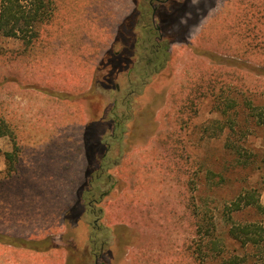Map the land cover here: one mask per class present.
Returning <instances> with one entry per match:
<instances>
[{
	"label": "rangeland",
	"instance_id": "374dc122",
	"mask_svg": "<svg viewBox=\"0 0 264 264\" xmlns=\"http://www.w3.org/2000/svg\"><path fill=\"white\" fill-rule=\"evenodd\" d=\"M124 1L80 0L77 2L78 5L72 6L73 9L75 6L77 8L76 15L72 17L69 11H65L63 21H60L64 25L60 26V35L57 39L44 38L39 43H34L32 45L34 53L32 52L33 54L28 59L19 55V52H23L25 48L19 39L5 38L0 35V51L7 53L6 57H0V63H5L4 67L0 65V85H2V74L7 78H12L20 71L24 72V63L30 62L31 64L29 59L37 54L38 58L43 57L41 59L43 65L41 62H39L41 66L34 65L36 66L35 72H37L34 77L44 76L45 71L41 72L39 68H44V66L50 68L51 65L60 67L61 65L67 71L61 72L59 76L66 78L67 86L76 85L77 82L78 85H83L81 98L93 85L96 86V90L101 89L99 82L103 81L104 75L98 68V60L104 57L103 60H106L105 52L110 46L109 41L116 31H121L123 28V19L130 11L123 4ZM221 2L222 0H189L176 9L170 17L174 19L181 11H184V13L181 12L183 16L176 19L175 26H164L163 28L165 33L188 28L190 36L189 40L183 43L172 44L174 70L167 75L152 76L151 84L147 86L137 101L138 104L151 103L157 92H163L167 97L169 96L167 101H158L159 104L153 107L151 129L147 126L148 130L150 129L149 132L139 134L138 138L141 140L136 142L138 148H135L127 158L128 168L125 172L129 174L125 179V184L119 189H113L118 196L109 195L100 204L104 216L99 220V224H107L111 232L114 226H119L131 233L130 243L123 248L125 252L123 257H120V248L117 247V255L112 262L109 261L107 264H196L197 249L195 248L198 239L194 224L197 218L189 208L190 200L197 208L206 207L211 210L214 228L210 234L221 240L214 245L215 249L201 248L202 253L206 252L212 257L211 260L207 259L209 261L205 262L219 264L223 260L222 250H228L232 254H243L238 245L227 237L226 230L229 223L223 216L222 208L223 204L232 199L243 187L261 185V180L264 178V164L260 157L258 156L257 161L251 165L252 168L244 169L235 166L231 155L223 146V134L207 136L203 133L202 128L210 119L221 116L214 107L217 103L209 98L201 103L188 131L190 140L188 149L196 153L202 163V169L196 177L186 178L178 170L169 167L167 164H172V159L168 156V152L161 148L160 141L156 140L159 134L169 132L171 129V123L168 120L173 115V98L177 89L184 87L191 69L197 63L200 61L208 63L205 57L198 52L201 50L195 36L205 20L210 19V26L213 28L215 21L211 24V16L219 9ZM210 5L212 7L205 11ZM215 19H220V17L217 16ZM222 35L221 32H211V38L203 43L216 48L212 43L223 39ZM221 43L218 51L212 50L222 58L226 56L239 60L237 62L242 64L243 79L250 81L248 75L253 76L252 84L256 88H263L264 70L261 68L264 66L257 62L258 58L248 55L247 60L241 61L235 55L223 53L226 50L231 51L232 44H225V40H221ZM122 45L125 46L123 43ZM36 46L40 47L39 52L42 53L36 52L38 51ZM44 50L48 52L45 55ZM120 76L110 75L107 80L111 79L112 82H105V85L121 86ZM128 77L135 80L136 75L132 72ZM1 89L2 86H0V92ZM230 89V92H226L220 101V104L222 103L225 107L232 99L239 103H244L250 98L255 104L259 102L248 93L233 87ZM44 98L34 97L31 101L39 99L38 102L40 101L39 103L43 106L39 111L46 114L50 111L52 100L55 99L48 96ZM102 99L101 107H97L95 102L87 103L88 106H86L89 118L85 131V138L88 135V140L87 138L85 140L86 161L88 160L87 155L94 154L92 143L98 137L99 131H103L105 136L111 131V123L105 119L104 107L112 101V97L105 94ZM138 104L134 105V116L144 119L146 114L140 112L141 105ZM34 110L33 107L30 108V111ZM228 112L233 115L231 109H228ZM99 116L104 117V122L101 123L102 120L97 119ZM245 125L248 132L247 147L252 152L262 154L264 152V129L256 126L250 116L247 120L245 119ZM91 129L92 132H90ZM4 153L0 151L1 158L4 157ZM31 161L32 158L26 149L22 150L16 157V162H12V166L17 167V172L12 176L14 179L6 184L7 186L4 185L6 183L4 175L0 174V264H73L74 259L76 260L73 249L80 248L81 243L85 241L90 228L84 223L91 222L93 216L83 208L86 201L83 202L82 198L78 200L76 197L73 200L65 199L62 189L57 188L54 182V186L34 187L29 184L31 187L29 185L24 187L22 181L31 179V174L27 176ZM50 165L55 166L53 160L50 164L43 160L35 175L46 174L44 166L47 169ZM260 165L262 166L258 167ZM205 170H210L213 174H206ZM112 173L115 175L113 170ZM218 176H221L222 181L219 182ZM37 179L47 181L46 184H49L48 182L52 184L49 177L32 180ZM185 180L194 182L192 191L188 192L189 190L184 185ZM259 203L264 207V190L260 192ZM232 215L234 221H247L261 217L254 210L249 209ZM116 234L119 237V245L123 240L119 230ZM206 237L202 241L207 239ZM9 238L16 241L8 243ZM68 249L71 253L69 255L64 252ZM218 250L221 251L218 252ZM199 256L201 257L200 254ZM76 257L78 264H88L82 262L79 254Z\"/></svg>",
	"mask_w": 264,
	"mask_h": 264
},
{
	"label": "trees",
	"instance_id": "16d2710c",
	"mask_svg": "<svg viewBox=\"0 0 264 264\" xmlns=\"http://www.w3.org/2000/svg\"><path fill=\"white\" fill-rule=\"evenodd\" d=\"M79 1L0 0V35L5 38L19 39L25 47L23 52H19V55L28 59L34 53L32 51L34 43H39L44 38L57 39L60 35L59 28L64 25L60 21H63L65 11H69L72 17L76 15L77 8L75 6L73 9L72 6L78 5L77 2ZM126 1L123 4L127 8ZM74 2L75 4H73ZM130 3L129 10L136 9V4H133L132 1ZM217 16L220 19L216 20ZM72 17L69 15V19ZM212 21H215L213 28L210 26V19L209 21L205 20L195 36L201 50L198 52L205 57L208 63L199 60L200 62L191 69L184 87H179L173 98V115L168 120L171 123L170 131L163 132L156 137V140L160 141L161 148H164L169 154L167 155L172 159V164L168 163L167 165L173 170H178L186 178L196 177L202 169L199 156L188 149L190 145L188 131L193 118L197 115L198 108L206 98L217 103L214 107L217 108L216 110L221 116L210 119L203 126V133L207 136L223 134V146L231 155L235 166L244 169L252 168L251 165L257 161L258 156L264 164V152L262 154L252 152L246 145L248 132L245 125V119L247 120V117L250 116L256 126L264 129V86L260 89L256 88L251 81L253 76L248 75L250 81L243 79L242 64L237 62L239 60L226 56L222 58L216 54V51L212 50L218 51L222 44L221 40H225V44H232L233 47L230 48L231 51L222 50L224 54L235 55L241 61L247 60L246 56L248 55H254L258 58V60L255 58L257 62L264 66V0H222L219 9L211 16V24ZM141 30L143 40L153 34L152 32L146 33L144 27ZM211 32L223 34V39L212 43L216 48L203 43L211 38ZM148 45L151 44L144 43V41L135 44L136 52L135 57L131 60L132 66L128 71L124 70L117 74L121 75L119 83H122L121 86H118V90L115 85L113 87L107 86L108 90L99 88L96 90V86L93 85L82 95L86 104L95 102L97 107H101L102 98L105 94L112 97V101L105 104L104 107L105 119L110 121L111 131L106 136L103 131H99L98 137L92 143L95 155L93 153L87 155L84 181L77 193L78 200L82 198L83 202H87L91 198H97V196L107 197L114 194L118 196L116 192H113V189H119L125 184V179L129 174L125 172L128 168L127 158L135 148H138L136 142L141 140L138 138L139 134L148 133L151 129L153 107L159 104L158 101L163 102L169 99V96L167 97L163 92H157L153 102L146 104H138L137 102L140 99L139 96L151 84L152 76L167 75L174 70L172 44H161L157 53H152L154 48H150ZM36 47L38 48L36 52L42 53L39 52L40 47ZM44 51V55L48 53ZM6 56L5 51H0L1 58ZM31 59L29 61L38 63L43 57L38 58L36 54ZM100 62L98 63L99 69L100 65L103 67L104 64H100ZM0 65L4 67L5 63H0ZM261 69L264 70V68ZM132 72L136 75L135 80L128 77ZM2 75L3 81L10 84L8 78L4 74ZM3 81L1 80V84ZM231 87L248 93L259 102L255 104L250 98L244 103H239V101L232 99L227 102L226 109L225 105L220 104V101L226 92H230ZM59 96L68 99L74 98L69 94H59ZM78 97L81 98V96ZM1 103L0 99V137L9 136L13 144V150L4 154L7 161V168L4 173L5 177H9L14 171L12 162H16V157L19 155L14 139L17 126L9 120L7 121L6 112ZM137 104L141 105L140 112L146 114L144 119L134 116V105ZM228 109L232 110L233 115L229 114ZM239 112L242 113L238 114ZM99 117L97 119L102 120L101 123L104 122V117ZM147 126L150 127L149 130ZM86 138L88 140V135ZM112 170L115 175L111 174ZM205 171L206 174H213L210 170ZM218 177L219 182L222 181L221 176ZM193 184L194 182L185 180L184 185L189 190L188 192L192 191ZM263 190L264 178H262L260 186H245L232 199L223 204L222 213L229 223L226 230L227 237L238 245L243 254H232L228 250H222V254L221 252L220 254L223 260L219 264H247L248 262L264 264V207L259 203V195ZM84 204L86 203L84 202ZM189 208L192 209L193 215L197 218L194 224L198 239L195 248L197 249L195 253L198 262L196 264H207L212 257L206 252L202 253L201 248L215 249L214 245L221 240L212 237L213 235L210 234L214 228L211 210L206 209V207L197 208L191 200ZM245 209L254 210L261 217L247 221H234L232 214ZM205 237L207 239L202 241ZM15 241L11 238L8 243Z\"/></svg>",
	"mask_w": 264,
	"mask_h": 264
},
{
	"label": "crops",
	"instance_id": "0c3cea01",
	"mask_svg": "<svg viewBox=\"0 0 264 264\" xmlns=\"http://www.w3.org/2000/svg\"><path fill=\"white\" fill-rule=\"evenodd\" d=\"M130 1H126L128 8L131 6ZM39 62L43 65L42 60ZM39 62L24 63V72L20 71L19 74L8 78L10 84L2 79L1 105L6 112L7 121L9 120L17 126L14 139L19 153L26 149L32 158L28 168L30 173L29 171L27 173L28 177L31 174V179L22 181L23 186L28 187L29 184L34 187L54 186V182L57 188L62 189L65 199L73 200L75 197L77 198L79 187L83 184L86 167L85 131L89 118L85 100L78 97L84 89L83 85H78L77 81L76 85L67 86L66 78L59 76L61 72L67 71L61 65L60 67L51 65L50 68L46 66L39 68L41 72L45 71L44 76L34 77L37 73L35 67L41 66ZM62 93L69 94L74 98L60 97L59 94ZM39 96L42 98L44 96L54 97L55 99L52 100L50 111L46 114L39 111L43 107L39 103L40 101L38 102L39 99L31 101L34 97L40 98ZM17 98L19 99L15 100ZM22 99H24L23 102ZM32 107L33 110L35 108L34 111H30ZM12 150L13 144L10 137L1 136L0 151L6 153ZM43 160L48 164L53 160L55 166L50 165L47 169L44 166L47 173L35 175ZM13 167L14 171L11 175L5 177L7 161L5 155L3 158L0 157V174L4 175V182H6L4 185L14 179L12 176L16 174L17 167L15 165ZM47 177L51 178L52 184L50 182L46 184L45 180H32L33 178ZM31 185L29 186L31 187Z\"/></svg>",
	"mask_w": 264,
	"mask_h": 264
},
{
	"label": "flooded vegetation",
	"instance_id": "af4514ba",
	"mask_svg": "<svg viewBox=\"0 0 264 264\" xmlns=\"http://www.w3.org/2000/svg\"><path fill=\"white\" fill-rule=\"evenodd\" d=\"M133 4H136V9H131L128 14L123 19L122 30L116 32L110 41V46L105 52L106 60H100V71L103 72V81L99 82L102 86L101 89H107L105 82H112L108 79L110 75L119 74L122 71H128L132 66V59L135 57V44L138 42L150 43L148 45L150 48H154L152 53H157L160 49L161 44L168 43H183L189 40V29L186 28L182 31H171L173 33H165L164 26L174 27L176 19L181 18L184 11H181L174 19H170L173 12L179 9L184 3L189 0H131ZM212 6H208V11ZM183 8V7H182ZM182 10V9H181ZM206 14V12H204ZM145 26L148 28H145ZM146 33L152 32L150 36L143 40L141 35V28ZM140 28V29H137ZM168 31V30H167ZM170 32V31H168ZM125 44L124 45H122ZM154 44V45H152ZM128 45V47L126 46ZM144 48L146 46L144 45ZM127 55V56H126ZM105 58V57H104ZM99 67V66H98ZM118 90V85L114 84ZM83 98V97H82ZM93 128V127H92ZM92 132V129L90 130ZM108 197V196H107ZM107 197L97 196V198L89 199L86 204H83V208L87 209V213L93 216L91 222L84 223L86 227H89V234L86 235L85 241L81 243L80 248L73 249L74 259L73 264H78L76 255L81 256L82 262H87L88 264H107L109 261L112 262L116 254L117 247L120 248V257H123L125 245L130 243V234L124 228L119 226H114L112 232L107 224H99V220L104 216V211L100 204ZM108 228V229H106ZM119 230L122 242L119 243V237L116 231ZM68 248V247H67ZM68 255L71 254L69 249L64 251ZM85 254V255H84ZM87 256V257H85ZM76 261V262H75ZM83 264V263H82Z\"/></svg>",
	"mask_w": 264,
	"mask_h": 264
}]
</instances>
